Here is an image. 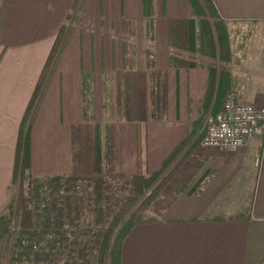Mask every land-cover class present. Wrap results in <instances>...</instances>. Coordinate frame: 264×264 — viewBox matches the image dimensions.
<instances>
[{"label": "crops", "instance_id": "crops-1", "mask_svg": "<svg viewBox=\"0 0 264 264\" xmlns=\"http://www.w3.org/2000/svg\"><path fill=\"white\" fill-rule=\"evenodd\" d=\"M213 2L230 32L232 71H264L259 57L264 37H258L264 0ZM74 3L0 0V247L9 232L2 213L10 197L21 123L64 27L73 26L33 120L31 176L71 172L72 134L83 123L91 126L89 114L97 119L106 105V88L116 80L118 88L135 90L142 105L138 111L122 91L118 96L127 115L109 126L116 170L128 175L162 169L188 136L206 98L208 68L172 64L170 21L193 17L189 0H155L152 29L144 0H84L78 17ZM124 71H129L126 78L119 75ZM86 74L91 76L88 109ZM130 74L139 76L130 81ZM238 79L234 72L231 87L240 101L263 100L264 82L236 88ZM159 103L165 111L157 112ZM260 140L254 136L247 149L236 152L197 144L184 167L187 177L181 184L188 188L162 196L153 216L133 226L123 241L120 264H264ZM194 189L197 194L191 193Z\"/></svg>", "mask_w": 264, "mask_h": 264}, {"label": "trees", "instance_id": "trees-1", "mask_svg": "<svg viewBox=\"0 0 264 264\" xmlns=\"http://www.w3.org/2000/svg\"><path fill=\"white\" fill-rule=\"evenodd\" d=\"M189 1L193 7V17L170 21L172 64L206 66L209 71L206 98L203 109L191 124L188 136L164 160L162 169L152 173L128 175L118 172L111 128L106 149H102L98 134L92 151L84 141L85 129L92 127L83 123L74 130V136L72 134V170L69 174L44 177L45 180L29 174L33 120L73 26L62 29L38 91L21 123L14 177L10 186L12 190L18 181L21 194L17 200L15 196L11 198L6 207L5 216L10 230L1 240L0 264H16L24 258L35 264H120L124 239L134 225L150 219L143 210L158 198L163 187L164 179L161 177L164 171L170 176L177 163L181 162L178 159H187L201 143L200 131L206 114L211 107L212 112L219 111L223 98L232 89L231 74L223 65V49L228 43L226 22L213 0ZM83 2L75 0L73 10L76 13L72 12L70 16L73 13L79 16ZM155 11V0H144L149 29L154 25ZM204 40L209 45V52L202 48ZM217 47L220 51V69ZM50 66L52 69L48 71ZM128 74L129 71L119 73L125 78ZM90 80V75H84L86 109L90 104ZM119 89L127 94L126 88ZM126 109L120 112L126 113ZM261 139L260 151L264 149V131ZM160 178L162 181H159ZM27 180L30 187L24 189ZM191 193L197 194L198 190L194 189ZM44 194L54 196L48 206L44 203L47 201ZM40 202H43V206ZM30 203H37V209L41 205L42 213L35 211L37 215H34Z\"/></svg>", "mask_w": 264, "mask_h": 264}, {"label": "rangeland", "instance_id": "rangeland-1", "mask_svg": "<svg viewBox=\"0 0 264 264\" xmlns=\"http://www.w3.org/2000/svg\"><path fill=\"white\" fill-rule=\"evenodd\" d=\"M226 26H227V24H226ZM258 37L260 39H262L264 37V28L263 27H259ZM227 38H228V43L225 46V48L223 49V51H224V53H223V65H225V67H227L226 69L229 70V72L231 74L230 76L232 78H233L234 72L239 75V79L236 81V88H237V86H239L241 84H242V86L246 85V84L259 85V86L261 85L262 86V83L264 82V71H232V67L230 66V63H231V60H232V52H231V48H230V32H229L228 27H227ZM202 44H203L202 48L209 52L210 48H209V45H208L207 41L204 40ZM259 49H260L259 50V54H261V56H259L260 60L262 62H264V44L261 43V42L259 44ZM217 50H218L217 63H218L219 69H220L221 59H220V51H219L218 47H217ZM257 52L258 51L255 50V53H257ZM54 60L55 59L53 58L52 64H51L52 66H53ZM51 69H52V67L50 66L48 71H51ZM54 70H55V68H54ZM138 76H139V74H135V75L130 74L128 79H130V81H132V78H135V77H138ZM127 84H129V82ZM263 85H264V83H263ZM125 88L127 90L126 91L127 95L130 98H133V101H131L130 103H134L135 107L139 111L138 106L141 109L142 105H141V103H138L137 100H136L138 93L135 90H133L132 88H129V87H125ZM120 90L121 89L118 88L117 80H116L114 87L111 86L109 88H106V91H107L106 92L107 101L105 102L106 105H104V107H103L104 109L100 108V110L97 112V119L94 121V113L91 114V117H90V114L88 113L89 114L88 120L91 121V127L92 128H88L87 127L85 129L84 141H85L87 147H89V149L91 148L92 151L95 148L96 137H97L98 134L100 135V143H101L102 149L103 150L106 149L108 128L110 126V123L112 121H114V120H117V119H125V117L127 115V113L120 112V111H122L125 108V105H126V103L125 104L122 103L123 100L120 103V97L119 96L122 95L121 94L122 92ZM118 91H119V93H118ZM229 91H235L237 93L238 97H239V93H238L237 90L230 89ZM249 102L250 103H254L256 105H264V98H263V100H260L258 102H255V101H249ZM165 106L166 105L159 103L157 105V112L165 111V109H164ZM202 109H203V104H202ZM210 111H212V107H211V109L208 112H210ZM260 139H261V135H260ZM262 143H263V141L261 139L259 141V150H260V147H262V145H261ZM250 144H251V141L248 143L247 146L242 147L240 149H247ZM260 156L261 155H259V152H258V155L256 157V163L257 164H259L258 162L260 161ZM187 159L179 158L178 160L181 161V162L177 163V165L174 168L175 171H173L170 176H169L167 171L166 172L164 171V173H163V175L161 177V178L164 179L163 187L160 189V194H159L158 198L156 200H154V202H152V204L149 207H147L145 210H143V213L147 215V218H149V217L151 218L153 216L154 210H155V206H156V202L158 203V201L161 200L160 198L162 196L169 197L170 194L174 193L175 191L181 192V191L185 190L186 188H188V186H189L188 183L181 184V182L186 179L185 177H187L186 169L184 168V167H186L188 165L187 164ZM88 161H89V159H88ZM161 178L159 179V181H162ZM40 179L41 180H45L44 177H42ZM28 181L29 180H27L25 182L24 189H27V187H30V185H29L30 183ZM12 187H13L12 190H10L9 201L14 196H15V199L17 200L18 196H20V194H21L20 183L18 181ZM150 192H151V190L148 191V193H150ZM44 195L46 196V199H47V201L46 202L44 201V203H46L47 206H48L49 205L48 203L54 198V196H49L48 194H44ZM40 203L42 204L43 202H40ZM36 204L35 205H33L32 203L29 204V207H31L32 210L34 211V215H37L35 211H38L39 213H42V211H43V209L41 208V205H39V207L37 209V207H35ZM42 206H43V204H42ZM6 207H7V205H6ZM6 207L4 208V211L2 213V214H4V216H5V213H6ZM11 229H12V227H11ZM9 230H10V226H9ZM16 264H35V263H30L29 260L24 258L23 261H20L19 263H16Z\"/></svg>", "mask_w": 264, "mask_h": 264}, {"label": "built area", "instance_id": "built-area-1", "mask_svg": "<svg viewBox=\"0 0 264 264\" xmlns=\"http://www.w3.org/2000/svg\"><path fill=\"white\" fill-rule=\"evenodd\" d=\"M264 131V105L242 102L235 91H229L217 112L205 116L201 144L222 151L236 152L254 136Z\"/></svg>", "mask_w": 264, "mask_h": 264}]
</instances>
